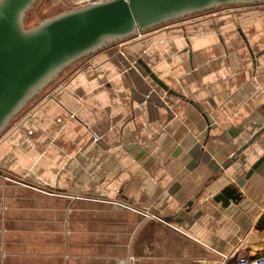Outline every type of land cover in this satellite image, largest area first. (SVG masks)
<instances>
[{"label": "crops", "instance_id": "0c3cea01", "mask_svg": "<svg viewBox=\"0 0 264 264\" xmlns=\"http://www.w3.org/2000/svg\"><path fill=\"white\" fill-rule=\"evenodd\" d=\"M107 44L43 87L0 139L6 187L51 202L6 207L0 264H236L263 254L264 167L238 202L213 196L242 175L235 163L222 168L264 103V3Z\"/></svg>", "mask_w": 264, "mask_h": 264}, {"label": "water", "instance_id": "95a60500", "mask_svg": "<svg viewBox=\"0 0 264 264\" xmlns=\"http://www.w3.org/2000/svg\"><path fill=\"white\" fill-rule=\"evenodd\" d=\"M36 0H0V134L21 109L64 68L110 42L120 41L167 21L234 4L264 0H101L24 26ZM254 58V54L250 51ZM254 61V60H253ZM140 62V61H139ZM142 64L149 78L168 94L178 95ZM235 138L238 132L230 129ZM249 138L223 166L236 164L242 175L213 196L227 206L238 202L245 186L264 167V103L248 129ZM250 147L254 161L250 165ZM263 150L261 155L257 154ZM163 220V218L161 217Z\"/></svg>", "mask_w": 264, "mask_h": 264}, {"label": "rangeland", "instance_id": "374dc122", "mask_svg": "<svg viewBox=\"0 0 264 264\" xmlns=\"http://www.w3.org/2000/svg\"><path fill=\"white\" fill-rule=\"evenodd\" d=\"M90 0H36V2L26 11L24 15V26L26 28L35 26L39 22L52 17L54 15H57L59 13L75 9L78 7H81L85 4H88ZM264 2H256V4H260ZM226 7V6H222ZM218 8V7H217ZM216 9V8H213ZM208 11V10H207ZM204 11V12H207ZM174 21V20H173ZM173 21H167L162 24H159L157 26H154L148 30L142 31L147 32L150 30L158 29L162 26L168 25V23H171ZM134 36L129 37L128 39L132 38ZM124 40V39H123ZM112 44V42L108 43ZM107 44V45H108ZM87 55L77 59L76 61L72 62L70 65H68L66 68H64L62 71H60L49 84H54L55 81L69 73L70 70L74 68L76 64L81 62L83 58H85ZM48 84V85H49ZM47 85V86H48ZM38 94V93H37ZM34 95V97L21 109V111L11 120L8 127L11 125V123L14 121V119L22 113L26 108L30 106L31 103L34 102V100L38 97V95ZM7 127V128H8ZM6 128V129H7ZM6 129L0 134V139L5 134ZM11 179L8 178L4 174H0V229L3 226V224H6V207H35V206H45L50 207L51 202L36 199L35 195L33 194L34 191L25 188L24 186H7L6 184L11 183ZM24 191L29 192L30 194L24 196L22 193ZM21 194V195H20ZM27 214L23 216V221L26 224H29V222L26 221ZM33 238V237H30ZM2 232H0V242H2ZM4 240H6V234L4 237ZM0 254L3 255V250L0 249Z\"/></svg>", "mask_w": 264, "mask_h": 264}, {"label": "built area", "instance_id": "2783aa9c", "mask_svg": "<svg viewBox=\"0 0 264 264\" xmlns=\"http://www.w3.org/2000/svg\"><path fill=\"white\" fill-rule=\"evenodd\" d=\"M92 1H101V0H90V2ZM236 264H264V253L253 258H248V257L238 258L236 260Z\"/></svg>", "mask_w": 264, "mask_h": 264}]
</instances>
